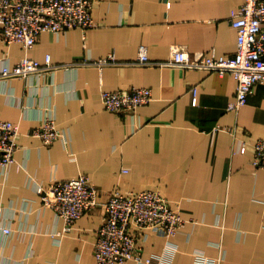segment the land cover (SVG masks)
Returning <instances> with one entry per match:
<instances>
[{
    "label": "crops",
    "instance_id": "obj_1",
    "mask_svg": "<svg viewBox=\"0 0 264 264\" xmlns=\"http://www.w3.org/2000/svg\"><path fill=\"white\" fill-rule=\"evenodd\" d=\"M243 2L93 0L96 25L87 30L44 31L28 50L0 37V71L24 56L41 63L50 56L55 65L29 77L0 76V119L19 126L16 161L0 164V210L14 230L0 237V264H100L94 248L105 201L114 190L143 189L162 192L186 220L171 238L149 231L140 240L153 264H198V253L213 264H264V168L254 164L264 83L230 110L231 73L137 62L142 45L153 62L168 60L175 44L233 55L230 19ZM110 55L118 63L79 64ZM133 86L150 87L154 99L135 112L105 108L104 90ZM50 111L65 136L47 145L33 131ZM241 142L245 153L236 152ZM81 174L101 190L99 205L64 231L35 184Z\"/></svg>",
    "mask_w": 264,
    "mask_h": 264
},
{
    "label": "built area",
    "instance_id": "obj_2",
    "mask_svg": "<svg viewBox=\"0 0 264 264\" xmlns=\"http://www.w3.org/2000/svg\"><path fill=\"white\" fill-rule=\"evenodd\" d=\"M93 0H0V37L7 43L19 42L24 48L34 47L44 31L63 32L80 27L92 28L96 22L92 14ZM237 30V49L233 55L217 56L214 52H189L178 44L172 48L168 60L153 62L147 48L142 45L137 62L142 64L170 65L182 69H203L231 73L237 80L236 97L228 106L239 110L258 83H264V0H244L230 19ZM110 55L102 59L85 58L79 64L104 66L116 64ZM55 68L50 56L45 63L24 56L13 66H3L0 76L29 77L44 70ZM194 94L197 87H193ZM105 108L113 112H135L153 99L150 87L133 86L102 93ZM33 133L50 145L65 136L56 125L51 111ZM19 126L10 120L0 119V164L8 168L15 161L19 148ZM254 164L264 168V137L255 142ZM246 143L241 142L236 152H246ZM43 206L54 209L56 216L65 221L64 231L70 230L76 220L99 205L101 190L81 174L68 179H55L47 186L35 184ZM103 221L97 229L94 255L100 264H123L129 260L153 264V258H144L141 239L149 231L167 238L176 235L186 220L179 206H175L162 192L143 189L130 193L114 190L104 203ZM14 234L8 220L0 210V237ZM62 231L53 236H63ZM198 264H213V259L198 253ZM223 257V256H222ZM220 256V259L222 258Z\"/></svg>",
    "mask_w": 264,
    "mask_h": 264
}]
</instances>
